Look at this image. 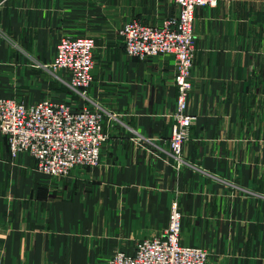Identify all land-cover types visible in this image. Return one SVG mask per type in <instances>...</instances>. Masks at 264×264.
<instances>
[{"label":"crops","instance_id":"obj_1","mask_svg":"<svg viewBox=\"0 0 264 264\" xmlns=\"http://www.w3.org/2000/svg\"><path fill=\"white\" fill-rule=\"evenodd\" d=\"M174 0H0V98H42L103 114L99 162L64 177L11 157L0 134V264H107L160 235L173 200L179 242L207 264H264V0L195 10L187 111L196 116L181 160L169 148L175 59L127 55L119 30L159 25ZM64 35L94 41L92 83L52 69Z\"/></svg>","mask_w":264,"mask_h":264},{"label":"built area","instance_id":"obj_2","mask_svg":"<svg viewBox=\"0 0 264 264\" xmlns=\"http://www.w3.org/2000/svg\"><path fill=\"white\" fill-rule=\"evenodd\" d=\"M175 16L159 25L138 20L126 22L119 30L127 55L146 59L171 54L175 59L174 82L177 87L169 148L176 161L181 160L183 143L189 138L196 116L187 111L191 91V67L196 53L195 10L215 6L217 0H174ZM94 41L91 37L62 35L49 67L63 69L69 86L84 90L92 83ZM100 110L74 107L66 100L42 98L25 103L14 98H0V134L5 138L11 157L21 152L36 161V170L49 176L64 177L76 166L98 164L107 139L102 130ZM182 212L176 200L169 207L168 225L157 236L139 240L132 253L117 250L107 264H207L208 251L200 246L179 242Z\"/></svg>","mask_w":264,"mask_h":264}]
</instances>
